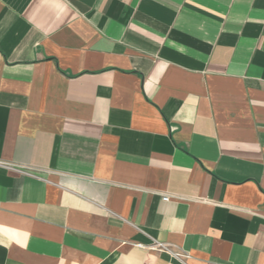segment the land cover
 Returning a JSON list of instances; mask_svg holds the SVG:
<instances>
[{"label": "crops", "instance_id": "crops-1", "mask_svg": "<svg viewBox=\"0 0 264 264\" xmlns=\"http://www.w3.org/2000/svg\"><path fill=\"white\" fill-rule=\"evenodd\" d=\"M147 262L264 264V0H0V264Z\"/></svg>", "mask_w": 264, "mask_h": 264}, {"label": "built area", "instance_id": "built-area-1", "mask_svg": "<svg viewBox=\"0 0 264 264\" xmlns=\"http://www.w3.org/2000/svg\"><path fill=\"white\" fill-rule=\"evenodd\" d=\"M163 199H164V200H167L168 197L165 196ZM144 264H152V263L147 262V263H144Z\"/></svg>", "mask_w": 264, "mask_h": 264}]
</instances>
